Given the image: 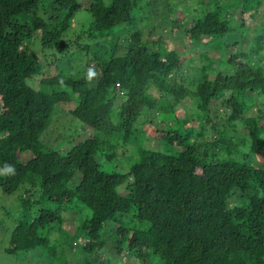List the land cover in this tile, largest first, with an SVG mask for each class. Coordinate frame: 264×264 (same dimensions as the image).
<instances>
[{"label":"trees","instance_id":"1","mask_svg":"<svg viewBox=\"0 0 264 264\" xmlns=\"http://www.w3.org/2000/svg\"><path fill=\"white\" fill-rule=\"evenodd\" d=\"M143 2L0 0V198L19 196L1 205L14 223L0 250L16 262L264 264V110L250 113L264 97V0ZM237 9L260 18L245 51L230 37L246 29ZM176 30L223 56L198 65L167 48ZM61 102L75 108L57 119Z\"/></svg>","mask_w":264,"mask_h":264},{"label":"rangeland","instance_id":"2","mask_svg":"<svg viewBox=\"0 0 264 264\" xmlns=\"http://www.w3.org/2000/svg\"><path fill=\"white\" fill-rule=\"evenodd\" d=\"M80 1L81 2H84L87 6H89V4H90V0H80ZM223 1H225V0H223ZM145 2H146V0H144L143 3H145ZM156 5H157V7L155 8L154 13L152 14L155 22L159 26H161V28L170 26V21L174 18L173 15L172 16H168L166 14V11L164 9V7H165V4L164 3L159 2V3H156ZM262 7H264V3H263V6ZM195 9L197 10V7H195ZM261 10H263V9H261ZM239 13H240V9H237V10H234L232 12V15H234L236 17V21L237 22H239L240 20H244L245 23H246V25H245L246 26V29H243V30L237 29L234 32H232V35L230 37H233V39H235L236 37H241L242 36L241 37L242 38V42H244V44H243V50L245 51L248 46L250 47V46H253L255 44V32L253 31L252 26L260 18H258V19L257 18L256 19L251 18L250 17V13L251 12H249V11L245 13V15L243 16V18H240V16H238ZM83 18H86V16H83ZM168 18H170L169 19L170 21L167 20ZM192 20H193V15L187 17L186 23H189ZM167 30H165V32ZM167 32H169V30ZM168 36H170V35H168ZM71 38L73 39V36H71ZM150 39L151 40H156V39H159V36H153ZM86 42L88 43L89 41H86ZM164 42L168 46L167 48L174 49L177 52H185L184 55L186 57L189 56V57L196 58L198 65H201L200 64V60H201L200 59V55L201 54L203 55V54L207 53L209 55V57H219V56H223L222 52H220L217 48H214L213 49V45H211L210 47H208V46H198L197 49L194 48V46H192V42H191L189 36H185L183 34V32L178 33L177 30L175 31V35L173 37L172 36L167 37ZM153 48L158 49V45H155V47H153ZM236 51H237V48L236 47L229 49V52H236ZM190 52H192L193 55L192 54H189ZM225 58H226V56L224 57V59ZM62 63H63L62 61L61 62H58V67L62 66ZM180 75L181 76H184L185 78H188L187 76L189 75V71L187 69H183V71L181 72ZM59 106H60V108L58 109V111L56 113L57 119H61L65 111L73 110L75 108V103L74 102H71V103L61 102L59 104ZM179 107L181 108L182 106H178V109H180ZM183 107H186V109H188V110L193 109L192 102L190 100H186L184 102V104H183ZM254 107H256V108H254L250 112L251 114L256 113L257 108H259L261 110H264V97L257 98L255 100ZM220 113L225 114L224 108H221L220 109ZM63 124L64 123L59 120L58 127L61 128V126ZM147 127H151V126H147ZM153 127H156V128L158 127V129L160 130L163 127V125H158V126H154L153 125ZM79 131H80L79 128H76V129L74 127L71 128L72 134H77V133L80 134ZM89 133L90 132H85L83 134H80L79 136L82 137V138H84L86 136H89ZM156 135H155V139L151 141L152 142L151 145L153 147L161 148L162 149L163 146L160 145V141H159V136L160 135L158 133ZM143 139L146 141V143L150 141V137H148L147 134L143 136ZM59 149H60V147H59ZM61 150H62V152L64 154L67 152L66 151V148L63 147V146L61 147ZM123 166L124 167L119 168V170L122 173H125L127 167H126V165L124 163H123ZM104 169L105 170H108V168L106 166H104ZM77 181H78V179H76L74 182H77ZM18 197L19 196L16 195V196H14L12 198L7 199L8 201H2L1 198H0V220L3 221L2 226L0 225V228H1L0 229V232H1L0 233V249L2 248V245L1 244L2 243H5L6 244V242H7V238H3V240L1 239V235L3 234L2 231H4L5 229H7L8 227H10L14 223V221H12L10 217L6 216V214L3 211L4 209L1 207V205L3 204L4 206L8 207L9 209H13V208L15 209V207L17 206V205H15L16 204L15 199L17 201ZM34 212L36 213L37 210L34 209ZM79 219H80V216L79 215H76V214H73V213L72 214L69 213L68 216L66 215V219H65V223H64V229L66 231L72 233V234H75L76 228L78 226L77 223L79 222ZM7 231L10 232V229L8 228ZM5 234H6V231H5ZM2 252H3V250H0V264H17V263L19 264L20 263V259L17 260V262H16L15 261L16 259H14L13 257H10V256H6V255L2 254ZM114 254H115L114 251L108 250V252H102L101 253V256L104 259L105 258L106 259H111L112 257L113 258L116 257V255H114ZM133 255L134 254H130L129 252L126 253V254H123L122 255L123 263L124 264H141L140 261L135 256H133ZM28 260H29L28 263H20V264H39V261H40L39 259L37 261H35V260L33 261L30 258Z\"/></svg>","mask_w":264,"mask_h":264},{"label":"clouds","instance_id":"3","mask_svg":"<svg viewBox=\"0 0 264 264\" xmlns=\"http://www.w3.org/2000/svg\"><path fill=\"white\" fill-rule=\"evenodd\" d=\"M8 171H12L11 169H8Z\"/></svg>","mask_w":264,"mask_h":264}]
</instances>
